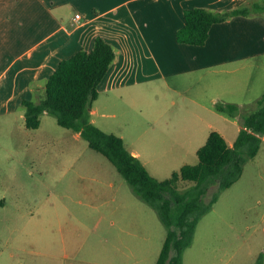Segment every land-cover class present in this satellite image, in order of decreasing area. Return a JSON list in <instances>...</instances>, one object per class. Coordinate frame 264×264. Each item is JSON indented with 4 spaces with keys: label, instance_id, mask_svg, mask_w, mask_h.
Returning a JSON list of instances; mask_svg holds the SVG:
<instances>
[{
    "label": "rangeland",
    "instance_id": "374dc122",
    "mask_svg": "<svg viewBox=\"0 0 264 264\" xmlns=\"http://www.w3.org/2000/svg\"><path fill=\"white\" fill-rule=\"evenodd\" d=\"M235 72H146L100 92L95 124L116 133L155 177L199 161L212 130L229 144L245 106L264 95V56ZM45 89L30 99L39 101ZM241 106L232 116L217 102ZM3 108V109H1ZM0 107V264H156L167 228L155 208L77 131L43 113L26 126L25 108ZM191 183L183 182L182 188ZM218 189L209 186L205 200ZM264 264V136L242 176L199 220L183 264Z\"/></svg>",
    "mask_w": 264,
    "mask_h": 264
},
{
    "label": "crops",
    "instance_id": "0c3cea01",
    "mask_svg": "<svg viewBox=\"0 0 264 264\" xmlns=\"http://www.w3.org/2000/svg\"><path fill=\"white\" fill-rule=\"evenodd\" d=\"M248 1L0 0V107L16 109L44 90L60 61L82 48L91 50L98 35L118 53L98 85L99 94L122 87L131 77L137 82L146 72L223 67L230 73L239 70L227 67L235 63L245 68L264 56L263 15L215 23L203 45L180 43L176 32L185 24L186 8L228 10ZM93 113L92 107L95 122Z\"/></svg>",
    "mask_w": 264,
    "mask_h": 264
},
{
    "label": "trees",
    "instance_id": "16d2710c",
    "mask_svg": "<svg viewBox=\"0 0 264 264\" xmlns=\"http://www.w3.org/2000/svg\"><path fill=\"white\" fill-rule=\"evenodd\" d=\"M255 15L264 16V0H250L228 10L186 8L185 24L177 30L176 38L180 43L203 45L213 24L235 16ZM117 54V48L98 35L91 50L82 48L61 60L44 82L45 96L39 101L21 102L26 110V126L38 128L42 114L47 112L61 126L80 132L90 147L115 165L133 192L158 212L167 235L156 264H183L184 250L192 244L199 220L210 211L220 192L240 179L244 165L260 150L264 136V95L245 106L243 127L233 144L220 131L212 130L197 151L198 163H187L170 177L159 179L128 149L122 136L106 132L92 121L91 109L99 96L98 85ZM216 107L232 116L241 111V106L234 102L220 101ZM214 181L218 182V189L206 201L205 195ZM183 182L191 184L182 188ZM4 203L0 198V205ZM256 264H261L260 260Z\"/></svg>",
    "mask_w": 264,
    "mask_h": 264
},
{
    "label": "built area",
    "instance_id": "2783aa9c",
    "mask_svg": "<svg viewBox=\"0 0 264 264\" xmlns=\"http://www.w3.org/2000/svg\"><path fill=\"white\" fill-rule=\"evenodd\" d=\"M82 17V14L81 13H77L76 15H75V18L76 19H80Z\"/></svg>",
    "mask_w": 264,
    "mask_h": 264
}]
</instances>
